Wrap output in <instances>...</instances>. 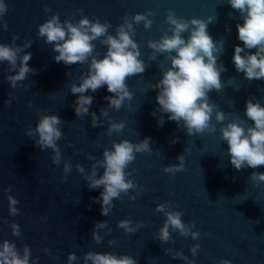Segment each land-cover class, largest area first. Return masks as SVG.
Masks as SVG:
<instances>
[{"label":"water","instance_id":"1","mask_svg":"<svg viewBox=\"0 0 264 264\" xmlns=\"http://www.w3.org/2000/svg\"><path fill=\"white\" fill-rule=\"evenodd\" d=\"M4 13L0 20V43L19 48V56L31 52L27 63L34 72L10 87L7 74L15 67L0 61V241L11 242L18 253L29 249V264H69L67 254L76 259L71 264L85 262L87 251H108L132 256L137 264H221L227 258L231 264H264V181L249 177L253 171L264 172V165L255 169L232 167L226 153V144L216 130L187 135L183 126L167 119L157 110L156 89L150 87L168 66L167 54L155 53L148 48V39H158L169 32L165 21L167 10L174 15H214L207 31L214 40L223 41L218 56L225 71L221 73L223 87L208 93L226 118L243 115L245 98L258 99L264 104V80H246L232 65L236 38L235 25L239 14L227 0H3ZM151 12V25L143 21L133 23V39L137 41L140 59L145 62L142 74L126 77L133 93L119 109L106 100L102 85L92 92L93 101L88 113L76 115L71 83H79L87 71V62L64 64L53 60L51 44L37 35V24L57 13L58 18L76 23L84 15L92 20L108 21V33L115 35L116 25L123 23L127 14ZM227 28V30H226ZM186 36L187 32L182 33ZM93 41V54H103L105 45ZM30 46L25 48L26 42ZM7 101V102H6ZM104 109V114H101ZM156 110L153 117L150 112ZM96 114L93 126L91 113ZM55 113L60 117L62 133L56 141L60 158L53 163V149L40 148L34 131L40 115ZM164 117L162 125L156 119ZM110 121H122L119 131L108 132ZM250 122V121H249ZM33 129L29 136L27 130ZM144 136L150 138V151L135 153L125 168L126 178L134 187L113 198L106 215L100 212L98 196L102 186L89 188L85 176L102 171L103 150L110 149L113 141L128 139L133 143ZM183 154V168L165 172L164 166L176 164ZM67 164L68 171L64 170ZM79 165L83 171L77 168ZM8 196L16 199L17 211L10 213ZM97 198V199H93ZM181 212V220L189 225L188 234L169 226V239L161 241L158 232L165 220L164 212L155 205ZM120 219H128L132 232L117 226ZM103 221V227H95ZM18 225L17 234L12 225ZM95 231L100 237L94 240ZM198 236L193 238L191 232ZM198 245L193 255L190 249ZM167 249V251H165ZM180 253L181 255H177ZM186 257L187 259H185Z\"/></svg>","mask_w":264,"mask_h":264},{"label":"clouds","instance_id":"2","mask_svg":"<svg viewBox=\"0 0 264 264\" xmlns=\"http://www.w3.org/2000/svg\"><path fill=\"white\" fill-rule=\"evenodd\" d=\"M227 3L239 14L240 21L235 25L236 38L242 41V44H234L232 47V65L246 80H264V0H227ZM4 11L5 5L3 0H0V14ZM150 17V10L134 12L131 20L125 14L123 23L116 25L115 35L108 33V21L102 22L97 18L89 20L84 15L80 16L76 23H72L67 19L61 21L54 12L37 24V35L52 46L53 60L64 64L87 62V71L80 76L79 83L69 85V90L78 94L74 96L72 105L76 115L89 112V105L93 101L91 93L102 85L106 92L110 93L103 99L115 109H119L126 100L132 98L133 93L126 84V77L142 74L146 67L145 62L140 59L137 41L133 39V23L143 21V26L147 29L152 23ZM164 19L170 26L169 32L160 35L158 39L146 41L147 47L153 50L151 58H154L155 53H164L168 59V66L164 67L159 78L150 84V87L156 89L157 110L166 113L167 119L175 121L178 127L182 125L189 136L213 132L216 130V124H219V137L226 144L228 160L235 169H255L258 165H264V104L258 99L245 98V120L240 117L228 119L221 109L209 102L208 93L223 87L221 73L226 70L224 64L217 59L223 51V41L214 40L207 31L214 15L185 18L174 15L169 9ZM0 27L7 29V24L0 20ZM185 32L187 35H182ZM97 38H102L100 43L105 45L103 54L100 55L93 54V41ZM29 46L30 41L24 45L25 48ZM18 52L19 48L0 43V61H7L15 67V71L5 77L10 87H15L16 81L23 80L27 73L35 71L27 63L31 52L20 54L17 65ZM104 112L105 110L101 109V114ZM150 115L156 117V110L151 111ZM91 116V123L95 126L96 114L93 112ZM213 120L216 124L212 123ZM163 121V116L158 117L157 126L162 125ZM59 124L60 117L55 113L42 114L34 128L37 137L35 143L41 149H53V163H58L60 158L56 144L62 135ZM123 127L122 121H110L108 132H119ZM27 134L31 136L33 129L29 128ZM142 151H150L148 136L135 143L128 139L113 141L110 149L103 150V160L99 162L103 168L102 173L97 176L93 168L91 174L85 176L89 188L102 186L98 196L102 215L108 213L113 198L134 187V182L126 178L125 168L135 158V153ZM176 160V164L165 165L164 171L171 173L181 170L183 154H178ZM68 167L65 164L64 170L68 171ZM77 168L83 171L79 165ZM249 177L254 181H264V172L253 171ZM8 201L10 213H15L17 209L12 206L17 203L16 199L8 196ZM155 207L165 215L158 232L161 241L169 239V226L179 230L182 235L189 233V225L182 222L180 211L166 210L164 204H156ZM103 226V221H97L95 224V227ZM117 226L126 232L134 231L128 219L118 220ZM12 230L17 234L18 225L13 224ZM190 234L193 238L198 236L196 231ZM92 237L97 241L100 239L95 231ZM197 247L198 245H194L190 249L193 255ZM75 259L74 253L67 254L69 264ZM84 260L91 261V264H137L132 256L123 253L117 255L108 251H87L84 253ZM0 264H29V249L25 246L22 253H18L11 242L6 239L0 241ZM221 264H231V261L224 258Z\"/></svg>","mask_w":264,"mask_h":264}]
</instances>
